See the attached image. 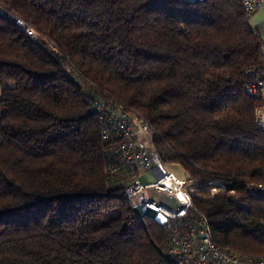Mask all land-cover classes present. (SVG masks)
Instances as JSON below:
<instances>
[{
    "label": "trees",
    "instance_id": "trees-1",
    "mask_svg": "<svg viewBox=\"0 0 264 264\" xmlns=\"http://www.w3.org/2000/svg\"><path fill=\"white\" fill-rule=\"evenodd\" d=\"M7 1L38 39L0 15V264H176L125 195L130 172H112L99 99L149 121L164 161L224 184L194 199L216 244L264 255V197L247 190L264 98L244 90L264 38L240 0Z\"/></svg>",
    "mask_w": 264,
    "mask_h": 264
},
{
    "label": "built area",
    "instance_id": "built-area-1",
    "mask_svg": "<svg viewBox=\"0 0 264 264\" xmlns=\"http://www.w3.org/2000/svg\"><path fill=\"white\" fill-rule=\"evenodd\" d=\"M189 1L200 3L205 0ZM240 1L251 15L264 5V0ZM0 15L9 18L31 38L38 39L37 31L12 10L7 0H0ZM245 75L248 78L245 92L253 98H264V68L249 66ZM93 108L106 123L103 139L111 143L117 159L111 167L112 172H130V178L122 181L125 195L138 216H149L166 229L167 251L176 264H264V255H241L220 247L213 241L208 217L195 214V197L206 199L222 191V182L193 179L182 164L164 161L155 146L156 131L149 121L106 99L96 100ZM6 114L0 104V124ZM256 126L264 133V104L256 109ZM2 143L0 129V145ZM150 174L154 180L147 178L144 182L141 177ZM262 177V181L248 184L251 196L264 197V168ZM212 183L214 186L208 187ZM204 190L210 195H203L200 191ZM231 195L234 203L248 208V203L243 202L235 191H231ZM261 229L264 231V222Z\"/></svg>",
    "mask_w": 264,
    "mask_h": 264
},
{
    "label": "rangeland",
    "instance_id": "rangeland-1",
    "mask_svg": "<svg viewBox=\"0 0 264 264\" xmlns=\"http://www.w3.org/2000/svg\"><path fill=\"white\" fill-rule=\"evenodd\" d=\"M250 22L254 27H257L258 30L261 32L264 38V5L254 14L250 15ZM17 25V24H16ZM142 180L145 182L148 178V181L154 180V176L150 174L147 177H141Z\"/></svg>",
    "mask_w": 264,
    "mask_h": 264
}]
</instances>
